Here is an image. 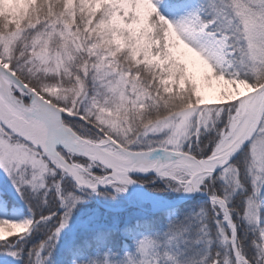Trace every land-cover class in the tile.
<instances>
[{"label": "snow or ice", "instance_id": "obj_1", "mask_svg": "<svg viewBox=\"0 0 264 264\" xmlns=\"http://www.w3.org/2000/svg\"><path fill=\"white\" fill-rule=\"evenodd\" d=\"M0 171L3 264H264V0H0Z\"/></svg>", "mask_w": 264, "mask_h": 264}, {"label": "rangeland", "instance_id": "obj_2", "mask_svg": "<svg viewBox=\"0 0 264 264\" xmlns=\"http://www.w3.org/2000/svg\"><path fill=\"white\" fill-rule=\"evenodd\" d=\"M198 72V76H199V70H197ZM216 83L215 81H213V86L215 87L216 86ZM213 96V93L211 92V90H209V98H212ZM5 183H8L10 185V181L8 180V177L2 172L0 171V187H3V185ZM204 200H206L207 198H203ZM23 203V202H22ZM23 212V216H27L29 215L28 211H27V206L25 205L23 209H20V210H17V209H8V208H3V209H0V217H4V216H7L8 218H23V216L19 215V212ZM215 225L213 224L212 225V235L209 236V238L207 237V242L206 244L207 245H211L213 243L212 248L214 250H219L221 252H224L225 251V246L221 243V240H220V237H219V234L217 231H215ZM241 237L244 238L247 236V232L242 228L241 229V233H240ZM33 239L32 240L33 242H29L27 243V245L24 247V251L25 253H27L28 249L32 247V245L34 244H38L40 240H42L44 238L43 236V233L42 232H36L33 234ZM21 245H24L23 241L20 242ZM254 254V253H253ZM210 258V257H209ZM25 259H27V256L25 257ZM0 264H3V260L0 259Z\"/></svg>", "mask_w": 264, "mask_h": 264}, {"label": "trees", "instance_id": "obj_3", "mask_svg": "<svg viewBox=\"0 0 264 264\" xmlns=\"http://www.w3.org/2000/svg\"><path fill=\"white\" fill-rule=\"evenodd\" d=\"M202 202L203 201H197V203ZM211 235L212 233L210 234V236ZM33 237L29 238V242H33ZM207 237L209 238V236ZM207 237L202 236L199 229L197 228L195 231L190 232L184 238V240L181 241V243L185 246L184 264H206V258H209V254L213 252V248L211 246L213 245V243L210 246L206 244Z\"/></svg>", "mask_w": 264, "mask_h": 264}, {"label": "bare ground", "instance_id": "obj_4", "mask_svg": "<svg viewBox=\"0 0 264 264\" xmlns=\"http://www.w3.org/2000/svg\"><path fill=\"white\" fill-rule=\"evenodd\" d=\"M205 198V197H204ZM207 198V197H206ZM190 203H197L196 198H191V200L189 201ZM212 251H215L214 249Z\"/></svg>", "mask_w": 264, "mask_h": 264}]
</instances>
